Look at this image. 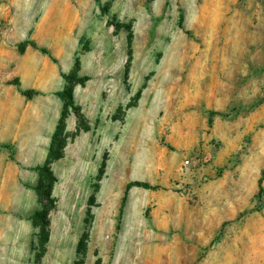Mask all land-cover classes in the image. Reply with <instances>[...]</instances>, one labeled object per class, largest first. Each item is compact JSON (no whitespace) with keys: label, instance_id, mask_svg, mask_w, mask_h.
I'll return each instance as SVG.
<instances>
[{"label":"rangeland","instance_id":"rangeland-1","mask_svg":"<svg viewBox=\"0 0 264 264\" xmlns=\"http://www.w3.org/2000/svg\"><path fill=\"white\" fill-rule=\"evenodd\" d=\"M263 176L264 0H0V264H264Z\"/></svg>","mask_w":264,"mask_h":264},{"label":"trees","instance_id":"trees-1","mask_svg":"<svg viewBox=\"0 0 264 264\" xmlns=\"http://www.w3.org/2000/svg\"><path fill=\"white\" fill-rule=\"evenodd\" d=\"M29 44L34 47V48H37V45L34 43V42H29ZM41 51L44 52L45 54H48V50L45 49V48H41ZM17 86H20V83L19 82H16L15 83ZM23 95L31 98L35 95V92L34 91H31V90H28V91H21ZM70 99H72V96L70 95L69 96ZM61 156H58V157H53V150L50 151L49 153V156H48V160L46 161V165L44 167H41L39 168V172H40V175H41V178H44L45 176H48V177H51L52 173L50 171V165L52 163L53 160H56V159H60ZM52 181H53V178H52ZM264 181V176L261 178L260 180V185H259V196L263 197V193H264V188L262 186V183ZM134 187H139V188H144V189H153V187L147 183V182H141V181H133V182H130L127 184L126 186V189H125V195H124V202L126 201V197L129 193V191L134 188ZM47 197L49 198V194H47ZM50 200V198H49ZM49 211H50V208L45 205L42 212L36 216L35 219H40V218H44L46 219L48 214H49ZM39 226L40 229V233L41 235L39 236L40 237V244L41 246H44V244L49 240V231L47 230V227L49 226V222H45L43 226H41L40 224H37Z\"/></svg>","mask_w":264,"mask_h":264},{"label":"built area","instance_id":"built-area-1","mask_svg":"<svg viewBox=\"0 0 264 264\" xmlns=\"http://www.w3.org/2000/svg\"><path fill=\"white\" fill-rule=\"evenodd\" d=\"M189 165H190V161L189 160L184 161V163H183V167L184 168H188Z\"/></svg>","mask_w":264,"mask_h":264},{"label":"bare ground","instance_id":"bare-ground-1","mask_svg":"<svg viewBox=\"0 0 264 264\" xmlns=\"http://www.w3.org/2000/svg\"><path fill=\"white\" fill-rule=\"evenodd\" d=\"M151 58H152V57H151ZM152 59H153V58H152ZM149 62H153V63H154V62H156V61H155V60H149Z\"/></svg>","mask_w":264,"mask_h":264}]
</instances>
